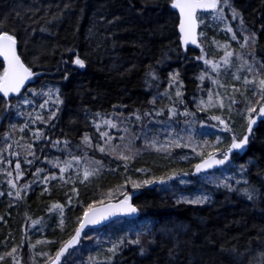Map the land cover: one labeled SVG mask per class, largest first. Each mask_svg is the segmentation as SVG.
<instances>
[{
    "label": "trees",
    "instance_id": "1",
    "mask_svg": "<svg viewBox=\"0 0 264 264\" xmlns=\"http://www.w3.org/2000/svg\"><path fill=\"white\" fill-rule=\"evenodd\" d=\"M229 3L242 13L244 26L256 32L258 39L254 48L241 49L237 42L230 41L231 34L221 31L223 22L214 23L208 16L201 24L200 31L204 32V36L200 40L208 58L216 60L223 55L224 49L218 48L215 42L220 45L230 43L234 51L231 67L227 76L222 72L220 79L225 83H236L239 87V82L231 77L240 64L236 55L242 54L251 62L248 54L254 53L257 61L264 60V30H261L264 25V0H229ZM225 14L236 30L239 21H232L227 8ZM0 21L4 30L16 34L19 54L37 73L27 88L37 91L43 88L46 91L58 87L64 100L55 120L46 126L36 124L31 127L42 128L53 140H70L69 147L76 155H81L75 146L82 144L85 132L92 137L93 144L97 142L99 134L91 123L95 118L91 114L99 112L105 118H114L113 113L122 112L128 116L139 109L142 115L145 110L156 108L164 109V115L157 119L167 121L169 107L175 106L183 112L182 105H173L166 96L159 95L168 88L169 73L177 70L180 72L179 80L184 83L182 91L188 109L197 114L194 119L173 117L176 130L182 129V124L187 120L192 127L190 132L194 140L214 142L216 136H221L226 144L230 142L231 134L222 132L220 127H210L216 122L208 121L209 113L198 112L191 102L193 95H203L207 99L204 93L197 90L200 84L197 77L205 66L202 61L192 59L200 54L196 47L187 52L181 47L179 20L170 6V0H0ZM237 35L239 37L240 33L237 32ZM65 48L75 49L85 59L86 66L79 68L73 65L71 60L74 57L65 52ZM62 58L69 63L62 64ZM256 66L259 67V64ZM65 70L69 73L67 80L63 79ZM150 71L155 72L157 80L148 75ZM243 74H247L246 71ZM261 75L264 76V72ZM203 86L209 89L213 87L207 79ZM168 91L175 100V85ZM219 91L224 93V89ZM247 95L252 97L250 91ZM154 96L157 97L156 104L152 105L150 101ZM236 98L241 103L233 111L213 109L210 114L221 115L225 119L230 117V127L240 138L246 134L247 120L241 114L244 104L239 93ZM41 102L42 99L38 97L37 103ZM24 110L31 111V107ZM44 115L47 117V112ZM96 119L98 121L99 118ZM26 120V115L17 116L13 112L10 118L0 121V148L5 146L3 134L9 130V124H16L19 128ZM201 121L204 122L203 127ZM143 123L152 128L159 141L163 142L165 134L158 131L163 125L149 124L148 118H144ZM132 124L134 130L139 131L140 125L136 124L134 117ZM104 127L101 126L102 130ZM111 132L115 134L116 129ZM180 135L185 136L184 133ZM21 136L24 137L20 140L21 145L33 142L32 134L27 129L23 133L18 130L12 133L16 140ZM33 146L40 159L34 160L32 165L24 163L25 149H18L21 168L25 172L24 178L18 181L19 186L33 179L32 172L36 168L45 169L41 178L47 173L59 176V170L53 168L48 160L59 157L63 161L69 158L67 151L53 148L50 143L37 141ZM135 148L139 152L135 154V159L128 162L127 171L123 167L124 162L88 150L90 158L104 161L105 167L98 176L89 177L83 183L73 176L76 181L74 185L63 184L59 180H50L47 185L34 183L32 190L26 195L22 193L24 199L20 200L15 195L0 197V217H3L0 220V255L17 247L15 255L20 264H45L46 258L39 253L54 254L59 243L73 233L76 218L83 214L89 203L102 198L108 202L107 193L110 191L113 193L111 201L123 198L119 195L118 186L124 185L129 177L143 181L167 176L175 170L188 173L184 177V184H180L177 178L164 185L157 183L137 189L129 182L124 190L128 194L138 192L134 203L140 208V217L136 220L121 219L105 228L87 231L92 239L84 238L77 250L71 251L65 258L67 264H90L89 257L98 260L99 264H105L111 254L103 251V235L118 225L134 230L132 235L122 238H134L135 230L142 233L141 245L122 246L111 264H264V123H257L246 148L234 155L230 165L216 173L221 179L224 176L232 177L229 183L235 191L192 178L193 165L200 158L190 148H172L169 154L163 150L145 148L141 139L135 141ZM45 156L48 160L44 159ZM185 156L188 158L184 159ZM12 159L11 166L5 163L0 165V169L14 168L16 158ZM241 165L247 168L242 174L239 171ZM109 168L117 170L109 171ZM136 169H144L145 172ZM67 178L68 173L65 174ZM7 179L6 173L0 171V191L5 193L9 191ZM236 180L241 183L236 184ZM244 180L248 181L247 185L243 183ZM73 186L78 189V197L71 191ZM249 186L256 189L253 200L243 193V189ZM45 187L50 190V195L44 192ZM204 195L208 196L205 203L184 202ZM68 196L73 198L71 207L67 206ZM56 202L66 205L63 228L58 226L55 213H47L49 205ZM40 217H44V226L33 227L31 220ZM41 239L57 243L38 244L35 249L30 247V244ZM150 240L154 242L149 243ZM141 246L146 249L144 255L140 254ZM170 249H175V254H170ZM0 264H12L11 258L5 256Z\"/></svg>",
    "mask_w": 264,
    "mask_h": 264
},
{
    "label": "snow or ice",
    "instance_id": "2",
    "mask_svg": "<svg viewBox=\"0 0 264 264\" xmlns=\"http://www.w3.org/2000/svg\"><path fill=\"white\" fill-rule=\"evenodd\" d=\"M170 6L172 9L178 10L179 12V34L182 41L183 50L188 51L190 45L195 46L199 50V55L192 57L194 61H202L204 70L200 72L197 79L200 84L197 85L198 92L204 93L207 99H204L203 95L197 96L193 95L191 102L195 104L198 112L209 113L207 116L208 121H215L216 123L210 124V127H220L222 132L230 133V142L227 144L224 142L221 136H216L214 142H210L205 139L202 142L194 140L193 135L189 131V134L185 137L180 135L176 131V126L173 125L172 118L176 116L196 117V112H190L187 103L184 100V93L182 89L184 88V83L179 80L180 72L174 71L169 73L168 88L165 89L161 96H166L169 101L173 104H179L183 106V112H180L177 107L172 106L167 109L168 119L167 121H162L157 119L164 115V109L153 108L151 111L145 110L141 115L139 109L135 112L130 113L125 116L124 113L118 112L113 113L114 118H105L101 113L96 112L91 114L93 117L91 120L92 125L95 127L96 132L99 134L97 137V142L93 144L92 137L85 132L82 137V144L76 145L77 151L81 155H76L72 152L69 147L71 141L64 139L63 141L56 139L53 140L50 136L46 135L42 128L33 129L31 126L36 124L48 125L53 120L56 119L57 113L60 112V105L64 103L61 98L60 89L48 88L46 91L42 88L39 91L32 88H25V85L34 76L37 75L33 71V68L28 66L21 55L18 54V39L14 32L4 30L3 22L0 21V57L3 58V64L0 65V121L10 118L14 112L17 116H27V120L19 128L16 124H9V130L3 134V139L5 141V146L0 148V165L7 163L9 166L13 164V159L15 160L14 168L0 169L4 171L8 177L6 183L9 186V191L5 193L0 191V197L5 195L12 197L15 195L17 200L24 199L22 193L25 195L32 190V185L34 183L42 182L47 185L50 180H59L63 184L72 183L75 184L76 179H80L83 183L89 180V177L98 176L102 169L105 167L103 159L97 160L90 158L88 156V150L98 151L106 156H111L116 161H121L125 171L128 168V162L135 159V154L139 152V149L135 148V141L143 139V146L145 148H154L156 151H165L170 154L173 147L175 148H190L191 151L199 157V162L193 165L194 173H203L202 179L208 184H216L217 187L223 186L229 190L235 191L232 188V184L229 180L232 177L224 176L222 179L220 176L216 175L215 171L218 166L227 165L232 161L233 153L244 150L249 144V138L253 134V126L257 125L258 121L264 123V76L261 75L264 72V60L257 61L254 53H249L251 57V62L242 54H237L236 59L240 61L239 67L236 71L231 73L232 80L239 82V87L236 83H225L222 82L220 76L223 72L225 76L231 67V58L234 56V51L231 50L230 43H225L220 45L218 42L217 47H222L224 49L223 55L219 60L208 58L203 47V41L200 37L204 36V32H198V28L202 23H204V17H210L214 23L223 22L224 28L221 31L226 32V34H231L230 41H235L239 44L241 49L252 46L254 48L256 41L258 39L256 32L247 29L244 26V19L242 13H240L235 7H232L229 0H170ZM225 8L229 9L232 21H239L236 30L233 29L231 23L225 14ZM43 19V18H42ZM42 31L44 29H41ZM261 30H264V25L261 26ZM237 32L240 33L238 37ZM65 52L70 53L74 59L71 63L79 68H84L86 66L85 59H82L79 53L73 48H65ZM62 64L67 65L68 60H61ZM259 64V67L256 65ZM246 71L247 74L242 72ZM152 79L157 80L154 71L148 73ZM69 73L65 70L63 79L67 80ZM207 79L212 88H205L203 82ZM175 85V97L172 99V95L169 93L168 89H171ZM151 87V85H149ZM219 89H224L222 94ZM22 90L24 92L22 93ZM252 93V97L249 98L247 93ZM237 93H239L244 104V112L241 113L245 116L247 120L246 134L238 138L230 127V117L229 119L222 118L221 115L210 114L211 110L219 109L231 112L233 109L241 103L236 98ZM215 96V99H214ZM9 97H13V100H9ZM41 98L42 102L37 103V98ZM157 97H153L150 103L152 105L156 104ZM31 107V111L25 112V108ZM116 107V106H113ZM127 107V106H124ZM47 112V117L44 113ZM255 114V115H254ZM86 116L89 114L86 112ZM135 118L136 124L140 125L139 131L134 130V125L132 124V118ZM96 118H99L98 121ZM148 118L149 124L163 125V128L158 131H163L167 133L166 140L161 142L158 139V135L153 131L152 128L147 127L143 123V119ZM187 124L188 121L186 120ZM201 127L204 126V122H200ZM105 126L102 130L101 126ZM28 130L32 134L33 142L26 145H21L20 140L24 137L21 136L19 140L12 137V133L19 131L23 133ZM112 129H116V133L111 132ZM185 131V129H181ZM122 133V134H121ZM152 133L150 136L149 134ZM37 141H43L45 144L50 143L53 148H59L60 151H67L68 157L61 161L59 157H55L52 160H48L45 156L44 159L48 160V163L55 169L59 170V176L55 173H47L41 178V173L45 172L44 168H36L32 172L33 179L26 181L22 186L18 185V181L23 179L25 172L21 168L20 162V151L18 149L24 148L26 154L24 155V163L27 165H32L34 160L40 159L36 154V148L33 146ZM102 142V143H101ZM15 145V148H14ZM62 145V147H60ZM39 147V145H36ZM41 153H43V148H40ZM7 152V156H5ZM28 157H32L29 159ZM188 157L185 156L184 159ZM110 161L109 163H111ZM119 167V165H118ZM69 170H72L71 172ZM109 171H115L117 169L109 168ZM138 172H145L144 169H136ZM240 173L247 171L244 165L240 166ZM13 173H15V178H13ZM68 173V178L65 179V174ZM82 174V178H81ZM187 172H177L173 170L167 176L152 177L150 179H144L143 181L131 180L127 178L124 185L118 186L119 195L123 196V199L118 200L116 203H112L111 199L113 193L110 191L107 193L108 202L105 203V199L102 198L98 201H93L89 203L83 210V214L76 218V227L73 233L68 239L63 240L59 243L54 254L50 252H41L40 255L46 258L45 264H67L66 255L70 254L69 250H77V246L81 244L82 235L85 239H92L91 236L85 233V229L89 226H95L101 224L103 221L108 220L111 217L124 215H134L139 212V208L132 203V196L128 194L124 189L126 185L131 182L133 188H141L144 186L159 183L164 185L169 181L179 178V183L184 184L186 181L184 179L187 176ZM236 184H240V180L235 181ZM244 184H248L247 180L243 181ZM14 190V192H13ZM72 193L78 197V189L74 186L72 188ZM256 191L255 188L251 186L245 187L243 193L247 196L249 200H253V193ZM44 192L51 194L50 190L45 187ZM43 194V193H42ZM208 196L204 195L198 197L195 200H185L187 203L202 204L207 202ZM180 202V201H178ZM73 203L72 196H68L67 206L71 207ZM11 206V205H10ZM65 204L61 203H51L47 209V213H55L58 216V226L63 228L65 225ZM51 219V215L49 216ZM31 219V218H29ZM3 220V217H0ZM31 224L33 227L36 225L44 226V217L38 219H32ZM151 229H149V234ZM141 235L142 233L137 232L134 234V238L129 239L128 237L121 238L117 241H111V247L107 249V252L111 254L110 257L106 258L105 264H111L112 258H114L122 246L126 245H141ZM154 241L150 240L149 243ZM56 241L51 240H37L34 244H30V247L35 249L39 245H51L56 244ZM146 249L141 246L140 254L144 255ZM17 247H13L10 252L0 255V262L5 259V256L10 257L12 264H20L17 259L16 254ZM170 254H175V249H170ZM90 264H99L98 260H94L93 257H89Z\"/></svg>",
    "mask_w": 264,
    "mask_h": 264
},
{
    "label": "rangeland",
    "instance_id": "3",
    "mask_svg": "<svg viewBox=\"0 0 264 264\" xmlns=\"http://www.w3.org/2000/svg\"><path fill=\"white\" fill-rule=\"evenodd\" d=\"M191 128L192 127L188 123L187 124L186 123H183L182 124V129H185V131H181V129H178L176 131L179 132L180 134L181 133H184L185 134V137H186L189 134L188 131H192ZM160 132H161V134H165L164 135V140H162V141H165L166 140V137H167V133H165L163 131H160ZM198 134H200V133H198ZM141 140H143V139H141ZM173 148H175V147H173ZM200 180L204 181L202 179V177L200 178ZM133 231L134 230L131 227H126V226L120 227L118 225L117 227H115L111 231L104 232V235H103V237H104V239H103V244H104L103 251H105L106 253H108L107 252V249L109 247H111V241H117L118 239L122 238V236H125V235H129L130 236V235H132ZM135 231L138 232V230H135Z\"/></svg>",
    "mask_w": 264,
    "mask_h": 264
},
{
    "label": "water",
    "instance_id": "4",
    "mask_svg": "<svg viewBox=\"0 0 264 264\" xmlns=\"http://www.w3.org/2000/svg\"><path fill=\"white\" fill-rule=\"evenodd\" d=\"M175 10V9H174ZM176 11V13H177V15H178V17H179V12H178V10H175ZM198 32H199V28H198ZM178 33H179V28H178ZM179 37H180V34H179ZM180 45H181V47H183L182 46V41H181V39H180ZM194 46H192V45H190L189 47H188V49H190V48H193ZM18 54H19V51H18ZM0 60L3 62V58L2 57H0ZM30 83H31V80L30 81H28L27 83H26V85H25V88H27L29 85H30ZM24 90H22V92H23ZM0 95H2V94H0ZM10 98H12V97H9L8 99H10ZM254 127V126H253ZM234 154V153H233ZM224 166V165H223ZM218 167H221V166H218ZM194 176H197V175H199V174H193ZM138 195V192H135V193H133V194H131V196H132V203L135 205V203H134V199L136 198V196ZM123 199V198H122ZM118 200H121V199H118ZM118 200H115V201H111L112 203H116V202H118ZM107 203V202H106ZM136 206V205H135ZM139 215V212L137 213V214H134V215H129V216H124V215H119V216H114V217H111V218H109L108 220H105V221H103L101 224H99V225H95V226H89L88 228H86L84 231H85V233L88 231V230H90V229H98V228H103V227H105V226H107L109 223H111L112 221H114V220H117V219H121V218H125V219H135L137 216ZM82 239H83V235H82V238H81V241H82ZM72 249H70L69 250V252L71 251Z\"/></svg>",
    "mask_w": 264,
    "mask_h": 264
},
{
    "label": "bare ground",
    "instance_id": "5",
    "mask_svg": "<svg viewBox=\"0 0 264 264\" xmlns=\"http://www.w3.org/2000/svg\"><path fill=\"white\" fill-rule=\"evenodd\" d=\"M174 10V9H173ZM175 11V10H174ZM179 25V24H178ZM179 34V33H178ZM180 38V37H179ZM136 206H138V205H136ZM139 207V206H138Z\"/></svg>",
    "mask_w": 264,
    "mask_h": 264
}]
</instances>
